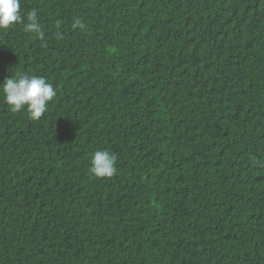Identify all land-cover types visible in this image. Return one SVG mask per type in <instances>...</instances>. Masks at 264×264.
Returning a JSON list of instances; mask_svg holds the SVG:
<instances>
[{"label":"trees","instance_id":"trees-1","mask_svg":"<svg viewBox=\"0 0 264 264\" xmlns=\"http://www.w3.org/2000/svg\"><path fill=\"white\" fill-rule=\"evenodd\" d=\"M33 9L42 38L0 32V83L57 96L34 121L0 94V264H264V0ZM98 149L114 176L89 175Z\"/></svg>","mask_w":264,"mask_h":264},{"label":"clouds","instance_id":"clouds-1","mask_svg":"<svg viewBox=\"0 0 264 264\" xmlns=\"http://www.w3.org/2000/svg\"><path fill=\"white\" fill-rule=\"evenodd\" d=\"M27 23H24V20ZM16 24H23L24 30L37 38L43 37L37 22V11L21 15V0H0V32ZM72 27L84 29L86 25L75 18ZM0 94L13 113L26 111L30 119L39 120L47 111L49 102L57 96V90L43 76L17 73L0 83ZM117 155L108 150H95L90 158L88 173L92 178H109L116 173Z\"/></svg>","mask_w":264,"mask_h":264}]
</instances>
